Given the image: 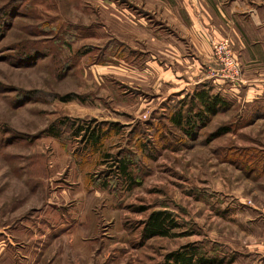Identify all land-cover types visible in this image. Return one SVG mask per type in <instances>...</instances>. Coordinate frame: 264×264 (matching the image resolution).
<instances>
[{"label": "rangeland", "instance_id": "374dc122", "mask_svg": "<svg viewBox=\"0 0 264 264\" xmlns=\"http://www.w3.org/2000/svg\"><path fill=\"white\" fill-rule=\"evenodd\" d=\"M163 14L159 0H0V264H164L186 246L264 264V103L237 91L230 39L208 30L207 63ZM202 86L230 109L187 136L170 118ZM73 121L103 128L98 152ZM156 211L175 237L144 239Z\"/></svg>", "mask_w": 264, "mask_h": 264}, {"label": "crops", "instance_id": "0c3cea01", "mask_svg": "<svg viewBox=\"0 0 264 264\" xmlns=\"http://www.w3.org/2000/svg\"><path fill=\"white\" fill-rule=\"evenodd\" d=\"M159 2L167 13L161 16L162 19L167 20L177 32V37L181 38L179 40L187 41V46L193 52H202L204 56L201 59L205 57L207 63L213 62L208 30L214 33L217 40L230 39L243 70L244 84L237 91L244 93L243 98L248 103H264V0H159ZM170 47L178 54L179 59L175 60L179 64L183 66L185 62L189 68L199 67L196 58L191 62L189 58L184 59V56H181L185 52L183 45L177 49L173 45ZM165 48L163 45V51ZM175 88L178 92L185 89L178 86Z\"/></svg>", "mask_w": 264, "mask_h": 264}, {"label": "trees", "instance_id": "16d2710c", "mask_svg": "<svg viewBox=\"0 0 264 264\" xmlns=\"http://www.w3.org/2000/svg\"><path fill=\"white\" fill-rule=\"evenodd\" d=\"M191 105L186 112L184 108L174 110L177 112L170 118L171 125L186 134L194 136L198 128L206 127L213 117L219 113L230 109V102L226 100L220 93H215L207 86L197 88L190 96ZM112 127L117 125L111 124ZM75 137L85 139L88 146L92 147L95 152H98L102 146V142L107 138L103 128H93L90 124L73 121L70 125ZM112 129V128H111ZM114 130V129H113ZM229 128H220L216 136L228 133ZM117 132V130H116ZM55 137H58L56 134ZM119 171L118 177L127 176L130 179L129 163L120 161L117 165ZM179 225L175 222L173 214L168 211L153 212L145 223L143 236L145 240L163 237L171 238L177 234L172 231L177 229ZM167 261L164 264H224L225 260L219 257H206L200 250L193 246H186L179 251L167 255Z\"/></svg>", "mask_w": 264, "mask_h": 264}, {"label": "built area", "instance_id": "2783aa9c", "mask_svg": "<svg viewBox=\"0 0 264 264\" xmlns=\"http://www.w3.org/2000/svg\"><path fill=\"white\" fill-rule=\"evenodd\" d=\"M230 46L228 43H217L215 44L214 53L224 66L226 77L231 80H239L241 76V70L237 59L231 54Z\"/></svg>", "mask_w": 264, "mask_h": 264}]
</instances>
